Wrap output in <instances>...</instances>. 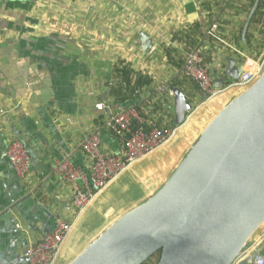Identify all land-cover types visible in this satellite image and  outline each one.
<instances>
[{"label":"crops","instance_id":"obj_1","mask_svg":"<svg viewBox=\"0 0 264 264\" xmlns=\"http://www.w3.org/2000/svg\"><path fill=\"white\" fill-rule=\"evenodd\" d=\"M254 1L0 0V113L5 112L0 114V264H30L24 260L26 250L60 220L74 227L54 264L70 263L108 223L154 196L163 184L159 179L153 188L144 183L151 172L146 164L158 165L168 143L110 182L81 212L73 207L71 187L55 164L69 159L86 168L82 144L95 134L107 152L121 154L122 143L106 128L108 116L96 110L98 103L114 111L135 108L144 127L154 122L175 129L173 138L195 144L245 89L224 87L206 100L183 72L186 55L199 50L214 79L228 71L230 59L236 60V70L240 67L242 57L206 36L208 25L218 22L234 48L260 60L261 13L246 42L241 39ZM123 69L132 72L131 86L124 85ZM138 76L151 84L135 88ZM173 89L192 104L182 124L176 123ZM139 125L134 121V127ZM13 141L22 142L32 160L25 179L17 177L6 155ZM254 253L264 257V224L233 264H253Z\"/></svg>","mask_w":264,"mask_h":264},{"label":"water","instance_id":"obj_2","mask_svg":"<svg viewBox=\"0 0 264 264\" xmlns=\"http://www.w3.org/2000/svg\"><path fill=\"white\" fill-rule=\"evenodd\" d=\"M261 5L262 0L254 1L243 42ZM244 68L242 61L236 70L230 59L215 87H230ZM172 93L176 123L182 124L192 104L179 89ZM262 224L264 72L214 117L153 197L69 264H144L157 253V264H233Z\"/></svg>","mask_w":264,"mask_h":264},{"label":"built area","instance_id":"obj_3","mask_svg":"<svg viewBox=\"0 0 264 264\" xmlns=\"http://www.w3.org/2000/svg\"><path fill=\"white\" fill-rule=\"evenodd\" d=\"M262 6L261 24L264 26V0H262ZM206 36L243 58L245 68L239 79L230 87L246 90L263 74L264 56L256 60L234 48L220 34L218 22L208 25ZM183 72L189 80L197 84L206 100L223 92V89L215 87L216 79L205 65L204 56L199 50L191 51L186 55ZM171 95L173 96L172 92ZM95 108L107 114L106 128L121 141L122 152L121 154L107 152L102 146L100 137L95 134L82 144V150L89 160L86 168L74 165L69 159L55 164V172L65 184L71 187L73 207L80 212L92 203L98 192L122 175L129 167L165 146L176 132L172 128L158 127L154 122L144 127L135 108L114 111L106 103H98ZM0 114H5V112L1 111ZM136 120L140 123L138 127H134ZM6 155L17 177L27 178L32 160L25 145L20 141L11 142ZM73 227V222L58 221L50 233L44 235L39 242L29 246L24 256L28 258L30 264H54L65 240L72 233ZM251 259L253 264H264V257L259 253H254Z\"/></svg>","mask_w":264,"mask_h":264},{"label":"rangeland","instance_id":"obj_4","mask_svg":"<svg viewBox=\"0 0 264 264\" xmlns=\"http://www.w3.org/2000/svg\"><path fill=\"white\" fill-rule=\"evenodd\" d=\"M192 142L193 141H191L190 143L183 142V140H181V139L177 140L174 137L170 142H168V144L165 146V148L160 150V151H162V150L166 149V153L164 156H162L158 159V165H155L154 162H150L149 165H148L149 162L146 164V167L151 166V168H150L151 172H148V173H152V174L147 173V176L144 177L145 178L144 183H146V185L149 188H153L155 183L158 182L156 180L159 179V180H161V183L163 184L159 187L157 186V189H156L157 191L153 195H155L164 186V184L171 177V175L173 174L175 169L178 167V165L181 163V161L184 159V157L189 153L190 149L192 148V146L194 144V143L192 144ZM158 152H156V153H158ZM151 158H149V160ZM142 165H145V163ZM151 190H153V189H151ZM111 225H113V223H108L107 226L105 227V229L109 228ZM101 233H103V231ZM90 238H91V241H93V239H95L93 236H91ZM89 243H90V241H86L83 245H81L79 247V249L77 250L75 256L72 257V259L74 260L76 257H78L80 255L78 253H80L83 250V248L86 246V244H89ZM158 259H159V253L153 255L150 259H148L144 263L145 264H157ZM68 263L69 262H67L66 264H68Z\"/></svg>","mask_w":264,"mask_h":264},{"label":"trees","instance_id":"obj_5","mask_svg":"<svg viewBox=\"0 0 264 264\" xmlns=\"http://www.w3.org/2000/svg\"><path fill=\"white\" fill-rule=\"evenodd\" d=\"M262 8H263V6L261 5L257 15L261 13ZM119 72H121L123 74L124 85L125 86H131L132 85V72L129 71L128 69L127 70L123 69L122 71H119ZM135 81H136L135 82V88H139V89L142 88L143 86L151 84V80L147 79L143 76H138Z\"/></svg>","mask_w":264,"mask_h":264}]
</instances>
